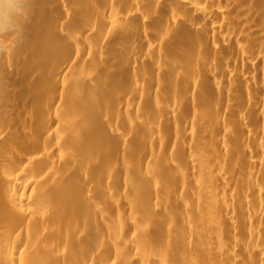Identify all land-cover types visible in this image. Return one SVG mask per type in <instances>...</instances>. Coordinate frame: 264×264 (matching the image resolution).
I'll list each match as a JSON object with an SVG mask.
<instances>
[{"label":"bare ground","instance_id":"obj_1","mask_svg":"<svg viewBox=\"0 0 264 264\" xmlns=\"http://www.w3.org/2000/svg\"><path fill=\"white\" fill-rule=\"evenodd\" d=\"M12 3L0 264H264V0Z\"/></svg>","mask_w":264,"mask_h":264},{"label":"clouds","instance_id":"obj_2","mask_svg":"<svg viewBox=\"0 0 264 264\" xmlns=\"http://www.w3.org/2000/svg\"><path fill=\"white\" fill-rule=\"evenodd\" d=\"M0 9H3V11L0 12V15L4 16L5 18L12 12L18 13L21 11V9H18L16 5L12 3V0H0Z\"/></svg>","mask_w":264,"mask_h":264}]
</instances>
